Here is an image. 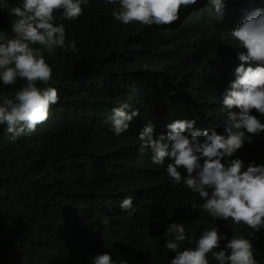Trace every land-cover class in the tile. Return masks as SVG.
<instances>
[{
    "label": "trees",
    "instance_id": "obj_1",
    "mask_svg": "<svg viewBox=\"0 0 264 264\" xmlns=\"http://www.w3.org/2000/svg\"><path fill=\"white\" fill-rule=\"evenodd\" d=\"M16 2L0 6V30L9 31L15 17L8 9ZM113 6L89 0L76 21L54 13L53 23L65 25V47L44 55L59 100L46 121L15 142L0 126V264H92L101 252L127 264H167L175 255L161 237L169 221L185 222L193 241L214 224L229 238L233 232L249 237L246 225L200 211L197 194L172 184L147 149L137 152L136 136L148 121L159 134L176 119L222 130L227 114L219 96L240 63L229 31L264 0H225L222 24L207 0H198L173 23L151 27L120 24ZM68 40L76 41L74 50ZM22 83L0 85V92ZM119 102L138 114L117 137L108 117ZM235 155L245 164L264 162V133ZM127 195L134 196L131 216L119 207ZM249 238L264 264V231Z\"/></svg>",
    "mask_w": 264,
    "mask_h": 264
},
{
    "label": "clouds",
    "instance_id": "obj_2",
    "mask_svg": "<svg viewBox=\"0 0 264 264\" xmlns=\"http://www.w3.org/2000/svg\"><path fill=\"white\" fill-rule=\"evenodd\" d=\"M89 0H17L8 13L15 17L9 31L0 30V85L23 83L13 92H0V126L4 136L15 142L27 136L48 119L49 108L56 105L58 89L50 86L52 67L44 53L65 47V25L54 24V13L65 21H76ZM111 16L122 25L139 22L149 27L169 25L179 18L181 9L198 0H105ZM215 19L222 24L225 0H207ZM6 0H0L4 6ZM228 45L236 51L240 63L220 93L221 110L227 114L224 127H196V119H176L165 130L154 134L148 121L139 130L137 152L146 149L153 165L163 166L171 183L183 185L202 201L200 211L213 220H231L246 225L249 237L264 231V162L246 164L235 154L247 142L264 133V7L244 12L243 19L229 31ZM39 45L40 47H33ZM67 47L76 48L75 40ZM45 85V86H38ZM130 109V110H129ZM236 109V110H233ZM252 110H255L253 112ZM138 114L127 102H119L108 117L110 131L120 136L129 129ZM168 161L165 164V161ZM183 172V175H182ZM134 196L120 202L121 210L135 212ZM185 222L169 221L164 227V248L174 253L167 264H259L253 242L242 233L231 237L217 225L203 228L195 241L187 234ZM188 241V246L183 242ZM152 246L151 238L144 241ZM92 264H127L110 252L97 253Z\"/></svg>",
    "mask_w": 264,
    "mask_h": 264
}]
</instances>
